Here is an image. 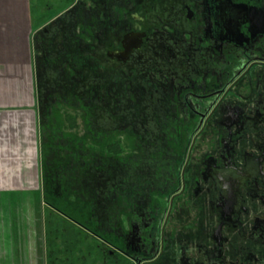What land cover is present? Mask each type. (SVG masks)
I'll list each match as a JSON object with an SVG mask.
<instances>
[{
  "label": "flooded vegetation",
  "instance_id": "af4514ba",
  "mask_svg": "<svg viewBox=\"0 0 264 264\" xmlns=\"http://www.w3.org/2000/svg\"><path fill=\"white\" fill-rule=\"evenodd\" d=\"M79 1L39 43L44 208L95 264H264V0Z\"/></svg>",
  "mask_w": 264,
  "mask_h": 264
},
{
  "label": "crops",
  "instance_id": "0c3cea01",
  "mask_svg": "<svg viewBox=\"0 0 264 264\" xmlns=\"http://www.w3.org/2000/svg\"><path fill=\"white\" fill-rule=\"evenodd\" d=\"M76 1L0 0V264H49L44 226L27 222L45 194L34 36Z\"/></svg>",
  "mask_w": 264,
  "mask_h": 264
},
{
  "label": "rangeland",
  "instance_id": "374dc122",
  "mask_svg": "<svg viewBox=\"0 0 264 264\" xmlns=\"http://www.w3.org/2000/svg\"><path fill=\"white\" fill-rule=\"evenodd\" d=\"M78 1V0H77ZM76 1V2H77ZM29 205V202H28ZM36 206V212L27 214L28 232H30L36 222V231L42 233L43 227V240H44V229L45 235L47 231L48 235V249L47 253L50 256V262L55 264H95L97 261V255L93 253L88 257L87 255V242L84 232L74 227L71 223H66L64 219L48 211L43 210V213H39V207L37 202L34 203ZM63 213H60L65 217H72L73 219L81 214H76L77 210H68L67 207L62 208ZM58 218L60 220H58ZM62 220V221H61ZM46 238V237H45ZM40 241V239H39ZM68 253V254H67Z\"/></svg>",
  "mask_w": 264,
  "mask_h": 264
},
{
  "label": "trees",
  "instance_id": "16d2710c",
  "mask_svg": "<svg viewBox=\"0 0 264 264\" xmlns=\"http://www.w3.org/2000/svg\"><path fill=\"white\" fill-rule=\"evenodd\" d=\"M99 1L100 0H92V3H95V2H97L96 4H98L99 3ZM102 1V0H101ZM101 1H100V3H101ZM78 3H80L81 5H83L84 7H88L89 5H88V3H87V1H85V0H82V1H79ZM75 6V5H74ZM78 6H80L79 4H78ZM74 8V7H73ZM72 10V9H71ZM70 10V11H71ZM70 11H67L66 13H64V14H62L59 18H58V20H62V19H65L67 16H68V14L70 13ZM54 24L55 23H53L52 24V26H49L48 27V29H44L43 31H40V32H38L37 34H36V36H35V38H34V42H35V45H36V48L38 49V53L40 54V48H39V46H40V44L39 43H41L42 42V40H43V38H45V34H50L51 33V30L54 28ZM51 29V30H50ZM47 30H49L47 33H46V31ZM41 47V46H40ZM41 52H42V50H41ZM38 54V56H37V76L39 77V73L41 74L42 73V68H41V64H40V59H41V55H39ZM41 65V66H40ZM82 213H83V211H81ZM75 220H77L78 222L77 223H81V221L80 220H78L77 218H75ZM74 221V220H73ZM75 222V221H74Z\"/></svg>",
  "mask_w": 264,
  "mask_h": 264
},
{
  "label": "water",
  "instance_id": "95a60500",
  "mask_svg": "<svg viewBox=\"0 0 264 264\" xmlns=\"http://www.w3.org/2000/svg\"><path fill=\"white\" fill-rule=\"evenodd\" d=\"M72 8H73V7H72ZM72 8H70L68 11H70ZM66 12H67V11H66ZM66 12H64V13H66ZM64 13H63V14H64ZM60 16H61V15H59L58 17H56L54 20L50 21L49 24H47L46 26H44L41 30H39V32H40V31H43L44 29H48L49 26H52L53 23H55L56 21H58V18H59ZM50 30H51V29H50ZM48 31H49V30H47L46 32H48ZM35 36H36V35H35ZM35 36H34V38H35Z\"/></svg>",
  "mask_w": 264,
  "mask_h": 264
}]
</instances>
